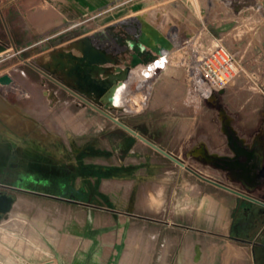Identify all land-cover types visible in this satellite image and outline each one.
Here are the masks:
<instances>
[{
  "label": "rangeland",
  "instance_id": "1",
  "mask_svg": "<svg viewBox=\"0 0 264 264\" xmlns=\"http://www.w3.org/2000/svg\"><path fill=\"white\" fill-rule=\"evenodd\" d=\"M22 1L0 0V92L8 93L10 100L0 94V149H4V155L13 151L56 166L75 167L81 195L74 198L76 203L30 192L16 194L13 210L0 218V264H175L162 262L164 248L150 246L154 233L162 241L169 236L194 241L221 240L204 231L205 224L198 228L190 223L180 232L175 221H170L172 208L167 199L157 202L161 214L146 215L149 219L143 221L137 194L142 184L136 163L138 139L127 137L120 130L122 127L26 61L63 81L61 67H68V53L81 55L72 44L92 36L99 28L114 26V32H125L134 38L142 36L150 45H155V40L168 39L171 33L178 37L191 32L223 37L236 54L238 75L217 101L204 110L217 111L221 107L223 114L229 110L242 135L254 138L263 131L255 144L264 164V0H108L96 11L86 12H77L75 7L79 3L87 5V0H42L50 10L66 17L57 13L69 28L68 37L29 42L12 38V12ZM122 16L129 17L121 20ZM132 19L139 30L127 23ZM180 53L184 55L177 59L179 66H171L154 82L145 108L126 114L121 109H110L114 116L143 130L148 128L147 124L152 126L151 117L158 115L153 109L155 102L160 107L169 102L182 107L189 100L191 112L204 111L200 109L203 104L190 95L184 73L188 55ZM181 59L184 63H180ZM144 95H139V101L144 100ZM95 175L98 183L89 184V176ZM235 179L239 181V177ZM244 183L248 195L264 199V179L256 186ZM225 199L226 203H233L227 194ZM241 212L242 208L239 215ZM261 219L260 227L264 216ZM156 227L159 232L154 231ZM235 228L242 231L240 219ZM237 245L249 249L252 264H264L259 249L255 260V244L241 241ZM199 254L194 253V261Z\"/></svg>",
  "mask_w": 264,
  "mask_h": 264
},
{
  "label": "crops",
  "instance_id": "2",
  "mask_svg": "<svg viewBox=\"0 0 264 264\" xmlns=\"http://www.w3.org/2000/svg\"><path fill=\"white\" fill-rule=\"evenodd\" d=\"M107 1L87 0V5L79 3L75 9L77 12H86L88 9L96 11L105 6ZM57 13L60 12L57 11ZM57 13L43 5L42 0H24L18 3L12 12V38L29 42L44 41L62 35L64 38L68 37L69 28H66V22L63 21V17H66L60 13L63 16L60 18ZM64 14L69 13L64 12ZM127 17L129 16H122L121 20ZM194 33L197 32L187 33L182 37L175 36L177 39H181ZM153 84L150 86L135 82L129 86L133 91V97H135V99L132 97L129 106H126L131 113L140 111L139 105H137L140 90L146 96L143 103L145 108ZM159 104L158 102L153 103V109L157 110L158 115L151 117L152 126L147 124L149 129L143 128L142 130L139 125L134 128L128 121L125 124L157 145L165 153L125 129H120L127 137L137 138L139 141L136 146V163L138 176L142 177V184L138 186L137 194L138 207L143 211V221L146 218L149 219L146 215L161 214L160 204L157 202L167 199L168 206L172 208L169 212L170 221H175L174 225L180 228V232L188 228L187 224L190 223L196 224L198 228L205 224L204 231L218 235L221 240L194 241L189 238H181V236L179 238L169 236L162 241L156 239L154 233V239L150 246L153 249L164 248L163 263L252 264L249 249L237 245V242L241 241L252 243L251 240H246V238H251L250 226L244 225L242 231L235 228L237 216L245 204V199L216 183L248 193L246 186L242 184L243 181L245 183L247 181L240 177L239 181H235V177H238L241 172L224 167V162L237 159L233 140L241 147L254 151L256 162L260 164L261 168L264 167L258 145L250 143L256 136L253 138V136L240 134L235 126L234 115L229 110L223 114L221 107L217 111H207L204 108L208 105L203 104L200 109L204 111L191 112L189 100L184 101L182 107L173 102H169L166 107H160ZM195 104L198 106L196 102ZM97 105L113 116L115 115L107 106ZM99 114L104 117L101 112ZM82 132H86V130ZM195 137L196 140L191 139ZM125 148L127 150V143ZM239 159L245 161L246 157ZM97 178V175L89 176V184L96 185ZM226 194L233 198V203H226ZM72 202L77 203L76 200ZM89 205L92 206V204ZM142 228L145 231V225ZM155 230L159 232L160 229ZM142 244L144 245V240ZM196 251L200 254L194 261L193 257Z\"/></svg>",
  "mask_w": 264,
  "mask_h": 264
},
{
  "label": "water",
  "instance_id": "3",
  "mask_svg": "<svg viewBox=\"0 0 264 264\" xmlns=\"http://www.w3.org/2000/svg\"><path fill=\"white\" fill-rule=\"evenodd\" d=\"M102 34L103 33L100 32L94 33L92 36L76 40L72 44V47L77 49L81 55L77 56L72 53H68L69 65L68 67H65L64 64H62L61 67V72L64 75L63 81L57 80L52 75L38 66L30 63L29 61L26 62L40 73L45 75L47 78L70 92L75 97L81 99L94 109L101 112L104 116L114 121L123 129L147 142L157 150L165 153L157 145L138 134L130 126L120 121L110 112L99 107L97 104L107 106L109 109L115 107L113 105L114 93L117 89V86L129 78L131 69L138 64H145L155 59L154 54H159L161 48L171 47L170 41L168 39H162L161 41L155 40V45H150L142 37L134 38L127 34V39H122L116 34V36L122 40L121 44L119 42H117V44H120L121 47L125 46L126 52H130L129 60H126L124 64L125 66L121 67L120 57L113 55L112 53H109L94 44V39L101 36ZM125 41L127 42L124 43ZM143 43L148 48V50H144L143 46H141ZM3 79L9 80L8 77H3ZM84 96H86L88 99ZM232 143L237 154V159L234 161H225L224 167L230 170L240 171L241 173L238 174V177L244 179L252 185H256L258 180L264 175L263 173L258 172L260 167L256 162L255 152L241 147L236 141L232 140ZM240 157H246V160L241 161L239 159ZM216 184L236 193L242 198L260 203L258 200L246 193L234 190L219 183ZM13 205L14 198L5 194L0 195V217L1 214L9 213L12 210Z\"/></svg>",
  "mask_w": 264,
  "mask_h": 264
},
{
  "label": "built area",
  "instance_id": "4",
  "mask_svg": "<svg viewBox=\"0 0 264 264\" xmlns=\"http://www.w3.org/2000/svg\"><path fill=\"white\" fill-rule=\"evenodd\" d=\"M98 32H101L100 28L92 33ZM115 33L122 39H127V33ZM168 39L171 43L170 48H161L159 54H154L155 59L140 64L142 79L154 83L162 73L172 66L176 51L184 52L188 55L185 67L187 68L186 81L191 97L205 105L216 102L238 75L236 54L228 48L223 38H214L202 32L190 34L181 39H177L175 34L171 33L168 35ZM94 44L121 59L129 60L130 58V52H126L125 46L102 47L95 41ZM130 76L131 72L127 80L130 79Z\"/></svg>",
  "mask_w": 264,
  "mask_h": 264
},
{
  "label": "flooded vegetation",
  "instance_id": "5",
  "mask_svg": "<svg viewBox=\"0 0 264 264\" xmlns=\"http://www.w3.org/2000/svg\"><path fill=\"white\" fill-rule=\"evenodd\" d=\"M0 94L2 97L3 93L0 92ZM262 136L263 131L254 138L253 143H257ZM3 151L4 149H0V195H8L14 198V201L19 192H30L69 201H75L74 198L81 195L76 185V170L73 169L75 167H68L64 164L56 166L45 160L34 159L30 155L22 156L13 151L10 155L8 153L4 155ZM257 164L260 167L258 172L264 175V167L261 168L260 164ZM263 179L264 176L258 180L256 185L260 184V180ZM25 184H30L31 187L28 189L24 186ZM253 198L261 204L244 198L245 205L242 207V214L238 215L237 219L241 220L243 227L244 225L250 226L256 260L257 249L264 257V224L259 226L264 216V205H262L264 199ZM4 215L1 214V217Z\"/></svg>",
  "mask_w": 264,
  "mask_h": 264
},
{
  "label": "bare ground",
  "instance_id": "6",
  "mask_svg": "<svg viewBox=\"0 0 264 264\" xmlns=\"http://www.w3.org/2000/svg\"><path fill=\"white\" fill-rule=\"evenodd\" d=\"M131 18V17H130ZM127 23L129 24V26H132V28L136 29V30H139L137 28V25H136V20L135 19H132V20H128ZM119 24V23H118ZM122 24V23H121ZM114 25V24H113ZM109 26V25H108ZM107 27V26H106ZM122 27V26H121ZM119 28V27H118ZM117 28V29H118ZM125 28V27H124ZM114 26L113 28H109V29H101L100 33H103L101 36L97 37L96 40H94L99 46H105V47H109V46H120L122 40L121 38H118V36H116V31L114 32ZM128 29V28H127ZM130 30V29H129ZM127 31V30H126ZM204 31V30H203ZM137 32V31H135ZM205 32V31H204ZM203 33V32H202ZM121 34V33H120ZM204 34V33H203ZM136 37V36H135ZM142 37V36H141ZM144 37V36H143ZM146 37V36H145ZM146 39V38H145ZM148 39V38H147ZM152 40V39H151ZM153 41V40H152ZM115 42H119L120 44L118 45L117 43ZM127 41H125L124 43H126ZM153 44V43H152ZM141 46H143L144 50H148V48L143 44H141ZM187 54V53H186ZM185 54V55H186ZM184 55V54H183ZM180 51H176L175 55H174V59L172 61V66L176 67V66H179L176 64L177 62V59L178 57L180 56H183ZM187 56V55H186ZM127 58H123L121 59V65L122 67H124L125 65V62H126ZM183 59H181L180 63L182 62ZM184 63V62H182ZM186 63V62H185ZM182 65V64H181ZM180 65V66H181ZM183 66V65H182ZM142 67L140 66V64L136 65L135 67H133L131 70V76H130V79L127 80V81H124L122 82L121 84H119L117 86V89L114 93V97H113V105L117 108V109H121L123 110V114L125 113H131L128 108H126V106H129V102L131 100V98L133 97V94H132V89L129 87L132 83H135V82H140V83H143L145 85H150L153 84L152 82H148V81H145L142 79V77L140 76V69ZM184 73H187V72H184ZM187 75V74H186ZM45 76V75H44ZM149 86V87H150ZM150 89V88H149ZM44 93V92H43ZM47 93V92H46ZM51 94V93H49ZM138 94H143L140 90V92H138ZM3 96H5L6 100L9 102L10 100L8 99V93L6 94H3ZM55 96V95H54ZM48 97V96H47ZM50 97V96H49ZM52 97V96H51ZM56 98V97H55ZM55 98H52V99H55ZM135 99V97H133ZM132 98V99H133ZM144 100L143 101H139L137 102V105L138 106V109L140 108V110L142 109V107L144 106L143 103L145 101V98L146 96L144 95ZM48 99V98H47ZM51 99V100H52ZM50 100V101H51ZM57 100V99H56ZM142 102V103H141ZM52 103V102H51ZM56 103V102H55ZM125 105V106H124ZM137 109V108H136ZM137 109V110H138Z\"/></svg>",
  "mask_w": 264,
  "mask_h": 264
}]
</instances>
